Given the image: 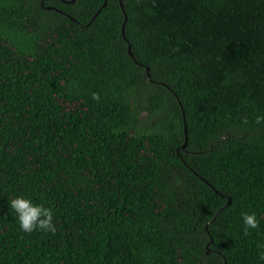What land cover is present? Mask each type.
Returning <instances> with one entry per match:
<instances>
[{"label": "trees", "instance_id": "trees-1", "mask_svg": "<svg viewBox=\"0 0 264 264\" xmlns=\"http://www.w3.org/2000/svg\"><path fill=\"white\" fill-rule=\"evenodd\" d=\"M261 115L264 0H0V264H264Z\"/></svg>", "mask_w": 264, "mask_h": 264}, {"label": "clouds", "instance_id": "clouds-1", "mask_svg": "<svg viewBox=\"0 0 264 264\" xmlns=\"http://www.w3.org/2000/svg\"><path fill=\"white\" fill-rule=\"evenodd\" d=\"M92 98L99 100V94L93 93ZM243 123L248 124L247 117L243 118ZM257 125L264 124V115L257 116L255 119ZM11 208L18 214L19 225L24 232L42 231L55 234L57 231L54 223V213L51 208L45 207L43 204H34L29 198L23 196L13 198L10 201ZM244 221V234H249V229H257L259 222L256 215L242 213ZM258 247H264L258 245ZM261 259H264V253H261Z\"/></svg>", "mask_w": 264, "mask_h": 264}, {"label": "water", "instance_id": "water-1", "mask_svg": "<svg viewBox=\"0 0 264 264\" xmlns=\"http://www.w3.org/2000/svg\"><path fill=\"white\" fill-rule=\"evenodd\" d=\"M72 1V0H71ZM120 6L122 7V2L120 1ZM47 8H49V7H47ZM128 51H129V47H128ZM129 53H130V51H129Z\"/></svg>", "mask_w": 264, "mask_h": 264}]
</instances>
